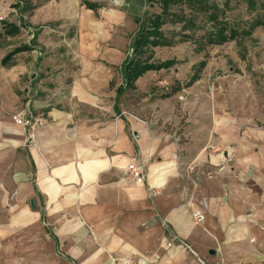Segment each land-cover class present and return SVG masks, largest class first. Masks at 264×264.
<instances>
[{"label":"crops","instance_id":"crops-1","mask_svg":"<svg viewBox=\"0 0 264 264\" xmlns=\"http://www.w3.org/2000/svg\"><path fill=\"white\" fill-rule=\"evenodd\" d=\"M43 10L53 25L41 35L44 69L28 72L22 90L3 66L26 52L5 65L0 42V243L22 228L26 238V260L8 246L0 264H264V137L239 136L233 101L210 102L203 79L163 99L158 79L168 71L119 96L125 15L107 23L92 10L84 19L77 8ZM108 25L118 27L103 33ZM20 99L25 125L14 120ZM133 160L143 184L129 174Z\"/></svg>","mask_w":264,"mask_h":264},{"label":"rangeland","instance_id":"rangeland-1","mask_svg":"<svg viewBox=\"0 0 264 264\" xmlns=\"http://www.w3.org/2000/svg\"><path fill=\"white\" fill-rule=\"evenodd\" d=\"M215 1L223 4L227 0ZM230 1L232 9L229 12L230 19L240 18L243 23L249 21V24L256 19L258 13L254 14L249 11L244 0ZM89 6L96 7L91 12L93 13L91 17L94 22L109 23V21H112V18H109L110 15H113V21H115V16L123 13L125 15L124 24L128 27L130 45L132 36L139 28L135 19L142 17L145 10L148 9L144 0H0V12L5 16L6 26L15 24L20 27V33L16 37L9 38L5 36L1 44L2 58L14 48L20 46L30 48L29 52L17 56L13 64L9 62L7 64H10L9 68L3 66L4 75L7 74L6 76L10 78V74L12 75L16 71L20 75L17 86L22 90L21 88L29 82L28 72L33 73L38 69H44L43 64H37L40 57H38V54L44 53L40 44L41 35L45 28L49 26L53 28V25H43V9L48 7L51 8V11L54 10L57 13L59 8L69 12H73L74 8L76 11L77 8L75 14L84 19L83 15L91 10L88 8ZM34 21H37L38 24L35 25ZM117 27L115 26L112 29L109 25L104 26L103 33H110ZM7 29L9 28H2L0 34L5 35L2 31ZM78 32L75 29L74 34L78 35ZM153 59L155 61L168 59L177 61L175 68L179 70L180 82L174 81V72L168 71L159 76L158 81L161 83L160 87L162 88H174L176 85L185 88L184 83L193 74V67L202 61H206V68L201 73V79L204 81L203 84H200L199 92L203 94L208 92L210 102L220 107H223L226 103H231L229 100L233 101L232 103L239 110L237 111L238 118L236 122L239 123L238 134L240 137H264V28L255 29L252 35L247 38L223 46L209 48L202 53L197 52L196 46L192 42H183L173 48L157 49L154 50ZM7 81L9 82L10 79H7ZM6 85L8 84L3 83L0 86L2 95H6ZM230 94L231 97H229ZM21 95L22 92L19 96ZM130 98L131 100L137 99V95L131 92ZM20 100L24 103V106L17 113L28 108V99ZM8 103V99L3 100L4 107H8ZM212 103L211 105H213ZM6 208H9V206ZM18 230V237L16 239L12 238L14 241L10 242L9 238L1 240L0 246L3 249H0V262L9 257V253L5 249L10 246L18 247V253H13V255L24 262L26 256L23 252L26 244L25 228Z\"/></svg>","mask_w":264,"mask_h":264},{"label":"trees","instance_id":"trees-1","mask_svg":"<svg viewBox=\"0 0 264 264\" xmlns=\"http://www.w3.org/2000/svg\"><path fill=\"white\" fill-rule=\"evenodd\" d=\"M147 10L142 17L136 18L138 31L132 36L130 54L122 66L124 84L118 95L134 91L136 82L149 72L169 71L177 64L175 60L155 61L154 50L173 48L183 42H192L199 53L209 48L219 47L251 36L257 28H264V0H244L249 11L258 13L249 24L240 18L230 19L231 1L221 4L215 0H144ZM95 10V6L88 7ZM3 24V25H1ZM0 30L9 29L0 34V42L6 37H16L20 27L0 23ZM30 51V48L18 47L7 54L3 62L7 65L15 55ZM207 62L202 61L193 67V74L184 83L185 88L164 87L161 98L168 99L184 89L190 88L201 80V73Z\"/></svg>","mask_w":264,"mask_h":264},{"label":"built area","instance_id":"built-area-1","mask_svg":"<svg viewBox=\"0 0 264 264\" xmlns=\"http://www.w3.org/2000/svg\"><path fill=\"white\" fill-rule=\"evenodd\" d=\"M5 20V16L0 12V23ZM31 112L29 110L20 111L14 117L15 122L18 125H25L27 117H30ZM215 152H218L220 149L218 147H211ZM130 176L139 184H143L145 180L144 168L136 160H133L128 167ZM152 196L158 195V192L151 194ZM194 219L197 223H203L206 219L205 215L199 211L194 212ZM114 262L117 264H137L134 260L131 259H114Z\"/></svg>","mask_w":264,"mask_h":264}]
</instances>
